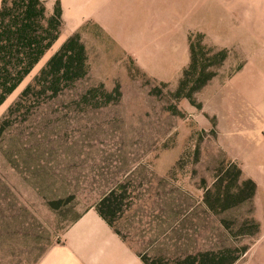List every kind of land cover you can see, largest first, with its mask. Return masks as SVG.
<instances>
[{"label":"rangeland","instance_id":"rangeland-1","mask_svg":"<svg viewBox=\"0 0 264 264\" xmlns=\"http://www.w3.org/2000/svg\"><path fill=\"white\" fill-rule=\"evenodd\" d=\"M56 1L45 4L48 16ZM203 1L210 18V0ZM192 2L183 0L185 7ZM232 2L215 11L210 31L202 19L186 29L200 61L207 52L201 44L229 52L223 65L219 58L205 62L217 75L191 101L176 96L191 57L180 77L161 82L99 24L85 19L73 27L64 0L59 40L0 107V123L74 34L87 49L89 74L57 96L32 100L0 136V264H38L111 193L102 208L114 229L152 264H186L190 256L227 250L237 256L245 248L236 264H264V213L256 195L248 198L244 173L236 178L242 166L231 162L212 109L220 93L233 100L241 75L246 89L264 76V0ZM177 4L115 0L109 20L87 16L119 33L135 14L153 17Z\"/></svg>","mask_w":264,"mask_h":264},{"label":"crops","instance_id":"crops-1","mask_svg":"<svg viewBox=\"0 0 264 264\" xmlns=\"http://www.w3.org/2000/svg\"><path fill=\"white\" fill-rule=\"evenodd\" d=\"M65 1L71 9L73 27L85 19L99 24L141 70L161 82H172L190 62L188 26L198 19L209 26L215 11L225 9L233 0H210V18L202 14L207 8L203 0H189L192 3L187 7L183 0H178V6L171 12L163 9L153 17L144 11L135 14L119 33H110L104 21L96 22L87 16L95 12L109 20V5L115 0ZM57 2L64 16V0ZM2 3L0 0V8ZM232 3L241 11V4ZM195 9H200L198 17ZM245 75L232 84L233 100L225 102V93H220L214 97L212 109L220 118L221 139L224 147H228L231 162L239 163L242 177L244 173L246 180L255 183L258 211L264 213V76L255 77L254 89H246L241 86ZM141 256L94 208L80 217L38 264H145Z\"/></svg>","mask_w":264,"mask_h":264},{"label":"trees","instance_id":"trees-1","mask_svg":"<svg viewBox=\"0 0 264 264\" xmlns=\"http://www.w3.org/2000/svg\"><path fill=\"white\" fill-rule=\"evenodd\" d=\"M48 1L51 0H15L12 3L3 0L0 8V107L60 38L63 10L61 4L57 2L52 15L48 16L45 8ZM199 47L201 51H207L204 52L205 62L219 58V65H223L229 55L227 50L216 52L215 49L202 44ZM190 50L191 62L183 72L176 96L178 99L192 101L194 95L205 88L217 73L210 71L209 64L200 61L193 42ZM207 55L211 58L207 59ZM88 74L87 49L80 34L77 33L66 41L34 83L28 86L19 100L10 107L8 114L0 123V136L12 120L28 108L32 100L50 94L57 96ZM190 87L191 90L187 93ZM236 170V178L240 180L242 172L237 167ZM244 186L249 191L248 198L253 199L256 193L255 183L247 180ZM113 195L111 193L96 208L112 228H114L113 222L102 207L112 201ZM256 225L258 228V224ZM118 234L121 236L120 233ZM247 251L248 249L245 248L237 256H233V250L221 254L206 253L190 256L186 264H236ZM141 258L145 264H152L146 257L141 256Z\"/></svg>","mask_w":264,"mask_h":264}]
</instances>
